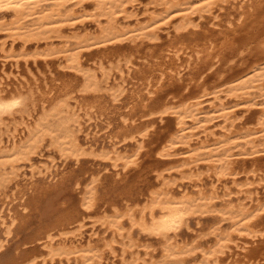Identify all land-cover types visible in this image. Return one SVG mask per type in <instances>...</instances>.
Listing matches in <instances>:
<instances>
[{
    "label": "bare ground",
    "instance_id": "bare-ground-1",
    "mask_svg": "<svg viewBox=\"0 0 264 264\" xmlns=\"http://www.w3.org/2000/svg\"><path fill=\"white\" fill-rule=\"evenodd\" d=\"M72 1L0 0V30H7L10 35H18L17 37L25 40L35 39L37 42L52 39L51 33H55L59 38L66 37L65 25H72L80 18L73 9L66 14L62 13ZM83 1L85 0H79ZM91 1L97 9L92 15L97 16L99 21L100 17H105L107 21L97 37L80 40L79 48L119 42L125 38L156 43L160 40L159 31L162 26L168 25L176 15H180L182 21L175 27L176 35L171 37L169 48L165 49L166 53L149 54L151 60H144L149 63L144 72L147 75L144 77V93L121 105L125 111L121 112L118 134L112 137L107 145L101 146V149L96 145L83 143L80 136L71 130V105L66 98L72 87L71 83L61 87L56 95L57 93L53 92L55 86L50 84L48 77L40 82L41 85L39 83L34 86L32 82H23L15 75L17 83L8 88L6 81L9 76H0V125L7 120L17 122L20 115V126L23 131H29L25 138L18 139V123L14 129H9L8 125L6 130L0 128V202L5 205L8 200H20L17 210L8 208L6 212L0 207V225L4 227L2 234L5 236L4 239L0 238V264H53L56 260L63 264L65 259L70 261L72 258L77 264H103L105 251L114 254L112 257L116 260L120 256L122 264H132L127 262V255H131L129 252L142 245L146 238L152 237L163 241V264L189 263L187 258L198 250L203 253L201 264H211L212 261L214 264H264L262 194L257 190L252 191L251 188L243 189L241 186L240 192L247 190V197L252 202L235 203L230 187L225 185V192L221 194L219 186L222 178L236 174L235 157L244 154L242 150L248 147L258 149L261 142L264 146V0H163V12L151 10L144 21L138 18L133 8L136 0ZM231 5L238 11H235L233 17L230 14L222 18L218 12L228 9ZM9 15L12 16L11 20L7 19ZM133 16L137 22L131 26L130 18ZM195 16L201 22H196ZM28 21L33 24L27 25ZM184 37L187 39H180ZM65 43H68V40ZM77 49L69 52V49L50 48L24 55L36 59L50 57L56 53L65 54L69 67L82 75L81 91L86 94L90 91L98 92L101 86L97 80L98 76L84 65L83 52ZM104 64L101 62V67H104ZM134 65L133 59H127V70L120 71L122 84L112 92L115 101L120 100L127 90L126 86L132 82ZM220 65L227 66L228 69L225 74L215 78V75H219ZM184 69L189 70L187 76H184ZM217 80H221L220 85L214 83ZM208 83L215 85L210 92L208 91L211 89L205 86ZM209 95H212L211 99L205 101L203 98ZM231 99L232 103L233 99L239 101H234L237 105L257 108L259 117L256 127L242 132L236 129L237 125L233 119L236 113L231 110ZM49 102H52L50 109H46L45 106ZM74 107L75 110L73 107L71 109L80 119V104ZM39 111H42L39 119L29 127V121L35 118L34 114ZM64 113L69 115L65 116ZM100 114L103 116L107 113ZM158 114L161 120L165 115H170L175 121V129L172 128L173 132H164L159 136V143L149 151L155 153L156 159L152 158L150 163L147 161L145 167L147 170V167L154 166L160 185L158 189L151 188L150 191L148 187L149 193H146L147 199L143 205L134 203L135 196L140 194L139 188H135L136 185L130 186L129 179L134 178V174V177L129 175L131 178H128V181H125L126 176L110 178L104 187L100 176L96 174L87 176L88 178L85 176L86 179L81 178L88 169L80 167L69 176L57 178L59 166L56 160L39 161L41 156L38 154L42 143L50 138L51 145L58 149L60 158L67 161L73 159L78 164L85 158H103L110 161L111 166L118 171L128 172L131 168H140L143 155L147 153L145 150L148 136L156 124L144 119ZM54 118L59 119L53 122L51 119ZM79 119L76 122L78 133H81L84 131V125L93 119ZM216 119L223 121L220 130L210 127ZM101 121L108 126L112 125L111 121L105 118ZM119 135L124 139H120ZM128 139L134 140V151L120 147V143ZM131 145L132 143L129 146ZM176 154L181 158L176 161L169 159ZM152 155L150 157L154 156ZM177 161L178 171L183 169L181 173L188 172L192 177H196L197 194L180 187L182 193L176 195L174 184L164 175L167 170L164 165ZM203 161L209 163L207 176L211 178L210 189L206 188L202 174H198L204 166L200 164ZM20 162H25L31 167L29 176L26 171L20 169ZM89 162L90 160L86 165ZM82 165L86 166L84 163ZM39 178H43L42 182L37 183ZM22 183L28 186L21 189ZM12 186L16 189L9 193L13 190ZM217 201L221 202L220 205L225 203L227 207L218 209L220 205ZM207 215H216L218 219L215 226L213 224L212 234L216 241L212 247L204 249L201 246L205 243L201 244L200 241L184 245H180L177 240L175 241L179 244L173 241L172 236L174 235V239L178 238L184 227L192 229L194 218L201 220V217ZM97 218L119 238L115 241L122 244L121 253L113 246L114 241L107 242L104 249H99L100 247L91 243V240L83 243V228L89 219ZM222 220L230 221V232L221 231L225 230L218 226ZM11 237L19 239L18 247H8ZM23 244L41 246V254L33 250H22L11 255ZM137 253L140 254L139 251Z\"/></svg>",
    "mask_w": 264,
    "mask_h": 264
},
{
    "label": "rangeland",
    "instance_id": "rangeland-1",
    "mask_svg": "<svg viewBox=\"0 0 264 264\" xmlns=\"http://www.w3.org/2000/svg\"><path fill=\"white\" fill-rule=\"evenodd\" d=\"M74 1H76V2H74ZM162 1L163 0H136L134 2L135 6L133 8L135 9L136 13L138 14L137 15L138 18H140L141 20L144 21L147 18L148 12L151 10H157L158 12H163L164 5L162 4ZM71 9L75 10L78 13V15L80 16V18L75 20L76 22H74L72 25H65L66 30H65L64 35L66 37H63V38H59L56 36L55 33H51L52 39H49V40L47 39V40L37 42V40H35V39L25 40L23 38L17 37L18 35H14V36L10 35L9 31H7V30H0V76L1 77L6 76V75H7V77L9 76L7 81H6L8 83V84L6 83V85H8L7 86L8 88L14 87L15 86L14 84L17 83L15 81V75L16 76L18 75L23 82H25V81L26 82H32V84L34 86H36L41 81H43L44 78L48 77L49 81H51L50 84L55 86V88L53 89L55 91H53V92H56L57 93L56 95L59 94L61 87L64 88L66 84L71 83L72 84V87L70 88L71 92L69 90V94L66 97L67 100H69V103H70L69 105H71L69 107V109L71 110L70 111L71 113H69V114L72 115V118H73L70 122L71 130L75 134H78L80 136L83 143H85L87 145H96V146H98V148H100L103 145H107L109 140L118 134V130L121 126L120 117H121L122 113H124V111H125V108L122 109L123 103L124 104L126 102L128 103V102L132 101L133 98L144 93V85H143V83L145 82L144 77L147 76V75H145L144 72L146 71L147 66L149 65V63L145 62L144 60L148 58L147 60L150 61L151 57L149 54L160 55V53L166 51L165 49L169 48V44L171 42V40H170L171 37L174 38V36L176 35L175 27L182 20H181L180 15H176L172 19V21L174 20V22L171 21L168 25L162 26L161 30L159 31L160 32V34H159L160 40L157 41L156 43L150 42L148 40H135L134 41V40L125 38L119 42H113V43L103 44V45L99 44L98 46H92L89 48H87V47L79 48V46L81 45L80 40H82L83 38H87V37H97L100 34L101 28L106 24L107 20L105 17H100L101 19L99 21L97 16L92 15V14L96 13L97 9H96V5L91 0H85L83 2H79V0H73L72 2H70L68 4L67 7H65L62 10V13L66 14ZM235 11L237 12L238 10H236L231 5V6H229L228 9L220 10L218 13L220 16H222V18H225L230 14H231L230 16L233 17V15L235 14ZM222 12H224V13H222ZM196 17L197 16H195L194 18H196ZM129 18H127V19H129ZM7 19L11 20L12 16L9 15L7 17ZM195 21L201 22V20L198 17L195 19ZM136 22L137 21H136L135 16L130 18L131 26H134L136 24ZM32 24L33 23L30 21H28V23H27V25H29V26ZM72 28H74V29H72ZM180 39L185 40V39H187V37L180 38ZM66 40H68V43H65ZM175 40H177V39H175ZM125 43H126V45H125ZM29 45H30V47H28ZM50 48L55 49V50H57V49H69L70 50L69 52L74 51L77 48H78L77 50H82L84 65L85 66L87 65L86 67L90 68L92 70V72H95L96 75L98 76L97 80L100 82V85H101L99 91L98 92L90 91L87 94L81 91L82 87H80V86L82 84V75L79 72H77L76 70L69 67V62L67 61V57L63 53H60V54L56 53L50 57H38L36 59L35 58H27L24 55L25 53L35 54L36 52L48 50ZM88 52H90V53H88ZM127 59H133L135 61V65L133 66V69H132L133 70L132 71L133 72L132 73L133 80L131 83H129L126 86L127 90L120 97V100L115 101L114 97L112 95V92L114 90L118 89V87H119L118 85L122 84V77H119V74H120V71L122 69L127 70V68H126V60ZM33 60H34V62H33ZM101 62L105 63L104 67H101ZM19 63H21L22 65ZM227 69H228L227 66L222 67L220 65L218 68L219 75H215V78L220 76V75L225 74ZM188 72H189L188 69H184V71H183L184 76H187L186 74ZM21 74H23V75H21ZM111 78H112V80H111ZM54 79H57V80L55 81ZM114 79H116V81ZM110 82H111V84H110ZM220 82H221V80L220 81L217 80L214 83L220 85L219 84ZM41 84L42 83H40L39 85H41ZM76 85L78 88L76 87ZM205 86L209 87L210 89L211 88L213 89L215 85L213 83H208ZM224 88L227 89V86H225ZM212 89L209 90L208 92L212 91ZM105 96H106V98H105ZM211 97H212V95H209V96H205L203 99L206 101L208 99H211ZM76 98H78V99L76 100ZM54 101H56V100H54ZM234 101H236V100L233 99V103H232V99L230 100L231 105L233 106V108L231 110H233L236 113L235 117L233 118L234 123L237 125L236 129L239 132H242V131L256 127L258 117H259V112L257 111V108L253 109V108H251L247 105H244V104L237 105L236 102H239V101H236V102H234ZM258 101H260V100H258ZM51 103L52 102L47 103V105L45 106V107H47L46 109H50L49 107H50ZM78 103L80 104V108H79L80 110L78 111V114L81 117L80 119L81 120L83 119V121L89 120L90 117L93 119V120L89 121L88 123H86V121L83 123V124L86 123V125H84V131H82L81 133H78V129H79L78 128V122H76L77 119H79V118H78V116H76L74 114L73 110L71 109L73 107V109L75 110L76 108L74 106H76ZM84 107H85V109H84ZM106 110H107V112H106ZM254 110H256L257 112ZM41 112L42 111H39V112H36L34 114L35 118L33 117V119L29 121V127H32L35 124L36 120L39 119ZM102 112H104V114L105 113H107V114L101 116L100 113H102ZM69 114L64 113L65 116H68ZM24 116H27V115H24ZM20 117H22V116H20V115L18 116L17 122L10 121V120L5 121L3 123V125H0V128L2 130H6L7 125H8L9 129L10 128L14 129L16 123H18L17 133H20V134H18V139L25 138L28 135L29 131H23V128L20 126V122H21ZM100 118L101 119L105 118L106 120L111 121L112 125L111 126L106 125L104 122L101 121ZM171 118L172 117L170 115H165V117H164L165 120L164 119L161 120L160 115L158 114L156 116H152V118H150V116H149L147 119H144L146 121H151V124H154V123H156V124L153 125L154 128H151L152 130L150 132V135L148 136L149 139L147 138L148 139V142L146 144L147 149L145 150V151H147V153L145 152L146 154L144 153V155H143V161H142V165H141L142 167H145V164H148V162L150 163L152 161L151 160L152 158H154V160L156 159L155 153L154 152L149 153V151L153 150L155 148V146L159 143V138L161 137V135L164 134V132L167 134L170 132H173V130L175 129V127H174L175 121L173 118L171 120ZM58 119L59 118H54L51 120L53 122H55V121H58ZM157 119H158V121H157ZM97 121H99V122H97ZM212 123H215V124H212ZM212 123L210 124L211 129L220 130L222 125H223L222 119H216ZM113 124H115V125H113ZM88 125H90V126H88ZM104 125H105V127H104ZM170 128L171 129L174 128V129L171 130ZM119 137H121L120 139H124L122 137V135H119ZM45 140L43 141L42 146L39 150L40 152H39L38 156H41V157H39L40 158L39 161L50 162L52 159L56 160L57 165L59 166V169L57 171L59 175L57 176V178L64 177V175H65V177L69 176L70 174L75 172V170L77 168L79 169L80 167H82V168L88 169V172H86V174H84L81 178H85V176H86V178H88L87 176L92 177L93 175L96 174V175L100 176L101 181L103 182L102 186L106 187L107 182H109L111 179H113L115 177L116 178H122V177L126 176L127 178H125V181H128L127 180L128 178L134 177V175H135L134 178L129 179V182H130V186L134 187V185H136L135 188H137V189L139 188L138 190L140 191V194L138 193L135 196L134 203L138 202L140 205H143L146 202V199H147L146 193H149L148 187H149V191H150L151 188H157L158 189V187L160 185L159 181H158L157 173L155 172L154 166L147 167V168H149L147 170H146V167L145 168L140 167L141 169L140 168H136V169L131 168L128 172H126V171L122 172L120 170L119 171L115 170V168L111 166L110 161H105L103 158H99V159L95 158L96 160H94L93 158H85L84 159L85 162L82 161V163L79 162L77 164L74 162L73 159H69L67 161L64 158H60L59 151L56 147L51 145L50 138H47ZM126 143H128V144H126ZM131 143H132V145L129 146ZM133 143H134V140L128 139V140L121 142L120 147L121 148L123 147L122 149L126 148V150H128V151H134L136 149V146H135V143L134 144ZM261 144H263V142H261L259 147H257L258 149H250L248 147L246 150H244V151L242 150L241 152H245V153L242 155H237L235 157V158H237V160L235 161V163L237 162L236 163V165H237L236 174L233 176H230L228 178H222L221 181L219 182L221 194H224V192H225V187H224L225 185L227 187H230V189L232 191V199H234L235 203H237L238 201H244L246 203L252 202L250 200V198L247 197L248 196V194L246 192L247 190L244 192H240L241 186H243L242 187L243 189L251 188L252 191H255V190L259 191L260 195L262 194L263 201H264V146H262ZM236 150L238 151V149H236ZM255 151H259V152H255ZM151 155L153 157H150ZM148 157H149V159H148ZM180 158L181 157L178 154H176L173 157H170L169 159H171L172 161H176ZM91 159H92V161H91ZM89 160L91 163L89 162V163H87L88 165H86V162H88ZM93 160L96 162H94ZM20 163H22V164H20ZM20 163H19L20 169L23 170V172L26 171L27 176H29L31 167L29 165H26L25 162H20ZM23 163H24V165H23ZM83 163L86 166L82 165ZM200 164H202V165L204 164L205 167L204 166L201 167L200 170L198 171V174H202V176L204 177V179H205L204 181H206L205 182L206 188L207 189L209 187L211 188V185H212L211 184V178H209L207 176L208 175L207 173L209 170V166L207 164H209V163L203 161ZM177 165H178V161L176 163L171 162V163H167L164 165V167L167 166L166 167L167 170L164 172V175L168 176L171 183L174 184V187L177 190L176 195H180L182 193V191L179 189L180 187L182 189L188 190L190 192L193 191L192 192L193 194H197V190H196L197 188L195 186L196 185L195 184L196 177H192L188 172L187 173H181V171L183 169L178 171ZM71 166H72V168H71ZM90 166H91V169H90ZM258 168H260V170ZM90 170L91 171L93 170V171L91 172ZM94 171L96 173H94ZM137 171H139L140 173H143V174L141 175L139 172L137 174ZM173 172H175V173H173ZM118 173H120V175H118ZM125 173H127L128 176ZM172 173H173V175H172ZM89 174H91V175H89ZM107 174H109V175H107ZM129 175H132V176L130 177ZM137 175H139V176H137ZM170 175H171V177H170ZM213 178L216 179L215 176H213ZM42 179L43 178H39L37 183L42 182ZM228 180H230V181H228ZM224 181L225 182L227 181L226 182L227 184ZM185 182H186V184H185ZM237 184H239V185H237ZM26 186H28V185L22 183L21 189L26 187ZM11 188H13V190L11 189L9 191V193H12V191H15V189H16L14 186H12ZM10 201L11 200H8V203H6L5 205L1 201L0 202L1 209L6 210V212H7L8 208H13L14 210H17V206H18L17 204L20 202V200L17 199V200H14L12 202H10ZM217 204L220 205L221 202L219 201ZM224 204L225 203L220 205L221 207L218 206V209H225L227 206H225L226 204L225 205ZM223 206H225V207L223 208ZM212 216L213 217H211V215L210 216L207 215V217L203 216L204 218L201 217V220H200V218H194L193 224H192L193 225L192 229H187L184 227L185 229L183 228L180 231L181 236L179 234L178 238H175V239L173 238L174 235L172 236L173 241L177 240V242H179L180 245H184V243L200 241L201 244L205 243V245L203 244L201 246L202 248L208 249V248L212 247L216 241L214 234H212V230L214 228L213 224L215 226L216 221L218 222V219L216 218L217 216L216 215H212ZM126 224H127L126 226H128V222H126ZM229 224H230L229 220H222L219 222L218 226L220 228L225 229V230L221 229V231H224L226 233V232H230L232 230L231 224L230 225ZM3 229H4V227L2 225H0V233H1L0 238L1 239L5 238V236H3V234H2V232L4 233ZM83 229H84L83 230L84 231V233H83V236H84V239H83L84 242L83 243L84 244H86L88 242V240H91V243L95 244L97 247L98 246L100 247V248L98 247L99 249H104L105 248L104 245L107 242H113L114 241L113 246H115L117 251L119 250V253H121L122 244L115 241V240H117L118 237L115 235V233L112 231V229H110V228L107 229L106 225H104L100 221H98V218L94 219V220L89 219V222L87 223V225ZM94 232H95V234H93ZM114 236H116V238ZM17 240H19V239L11 237L9 239L8 247H11V246L12 247H18L19 243L17 242ZM118 240H119V238H118ZM15 241L17 243H15ZM177 242L175 241V243H177ZM12 243H14V245ZM179 243H177V244H179ZM16 244H17V246H16ZM141 244L142 245H140L139 247L138 246L134 247L131 250V252H129V253H131V255L130 254L127 255L128 258H130V259L127 258L128 263H132V264H163V262H162L163 257L162 256H164V253H163L164 244H163V241L161 239H159L157 237L156 238L152 237V238H148V239L146 238L145 241H142ZM34 248H37L38 250L37 249L34 250ZM22 250L23 251L25 250L26 252H27V250L28 251L33 250V251H35V253L41 254L40 250H42V247L41 246L36 247V246H34V244H32V245L29 244L26 246L23 244V245H20V248L16 249L14 252H12L11 255H13L14 253H17L18 251H22ZM138 251L140 252L139 255L137 253ZM202 254L203 253L201 250H198L195 253L191 254L187 258V262H189V263H186V264H201V262L203 261ZM113 255L114 254H111L110 251H105V257L107 259L105 258V261L103 264H122V261L120 260L121 257L118 256L117 260H116L112 257ZM196 255H198V257H196ZM154 262H156V263H154ZM53 264H60V262H59V260H56ZM63 264H77V262L74 258H72L70 261H67L65 259L63 261ZM211 264H214V261H212Z\"/></svg>",
    "mask_w": 264,
    "mask_h": 264
}]
</instances>
